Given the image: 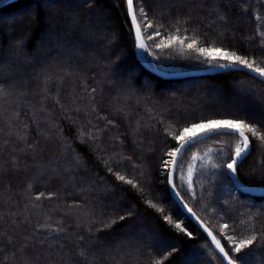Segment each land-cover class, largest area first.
Listing matches in <instances>:
<instances>
[{
	"label": "trees",
	"instance_id": "obj_1",
	"mask_svg": "<svg viewBox=\"0 0 264 264\" xmlns=\"http://www.w3.org/2000/svg\"><path fill=\"white\" fill-rule=\"evenodd\" d=\"M93 2L89 8L85 0H18L0 9V264H224L169 195L161 158L172 159L165 153L178 147L180 129L202 120L236 116L264 131V105L249 94L264 91V83L239 71L160 79L135 57L124 0ZM217 2L151 0V11L170 31L180 19V35L215 40L264 64L255 19L242 18L237 7L225 24ZM244 3L254 11L264 6V0ZM145 43L151 45L147 63L161 71L208 67L179 43L162 51ZM211 95L216 97L209 100ZM80 131L95 138L82 143ZM246 134L250 154L236 177L247 187L264 188V146ZM234 145L228 137L197 142L179 157L176 171L180 198L230 252L222 222L235 224L237 239L244 238L251 229L241 219L262 213L253 223L257 235L264 231V197L239 192L222 166ZM109 167L150 187L191 238L150 208L138 188L117 181ZM40 193L45 195L36 200ZM129 210L131 217L97 231ZM173 247L177 251L168 256ZM253 248L248 264H264V244Z\"/></svg>",
	"mask_w": 264,
	"mask_h": 264
},
{
	"label": "snow or ice",
	"instance_id": "obj_2",
	"mask_svg": "<svg viewBox=\"0 0 264 264\" xmlns=\"http://www.w3.org/2000/svg\"><path fill=\"white\" fill-rule=\"evenodd\" d=\"M85 2L88 4L89 8L96 6L93 0H85ZM3 3L4 0H0V4ZM124 3L126 5V17L131 25V30L134 33L135 44L138 50L147 51L151 47V45L145 43V40L151 41L152 44L161 51L172 48L175 44L179 43L182 49L186 48L198 53L199 57L204 59L209 68L231 71L247 69L250 73L255 74L253 79L258 80L260 83H264V64H262L261 61L241 56L235 49L222 46L215 40L210 42L203 41V43H201L199 37L194 36L190 38L186 35H180L182 30L180 19H177L175 24L171 25V27L174 28V31H170L161 20L156 18L155 13L151 11V0H124ZM237 7H239L242 18H248L251 16L255 19L257 22L256 35L260 37L261 47H264V27H262V25H264V15H262V13H264V6L254 11L250 4L245 5L244 0H218L216 3V11L219 19L224 21L225 24L230 23V16L232 15L233 10L237 9ZM220 9H223V12H221ZM183 23L187 24L188 20L185 19ZM183 31L187 32L188 29L183 28ZM22 44L23 41L17 42L18 47H21ZM93 91H95V89ZM4 94L5 88L0 86V95ZM249 94L253 96V99L257 103L264 105V91H261L258 94H253V90H249ZM109 123L112 122L109 121ZM197 129L203 130L201 138L228 137L235 140L233 154L230 155L224 162V165H222L227 168L229 174L234 178L236 177L240 163H242L250 154L251 140L246 133H251L252 136L259 139L262 142V146H264V131H261L256 123L247 118L230 116L219 119H208L202 120L198 123H192L187 127L180 129L178 135L174 136V139L180 144V146L168 150L165 153L166 156L171 157L172 159L168 160L161 158L163 169L167 170L168 165H172V169L168 170V184L176 197L182 196L176 185V171L178 168H182V160L178 158V154L179 157L185 156L191 146L197 142L195 138L187 136L188 133L196 132ZM79 137L81 138V142L84 143L86 142L85 137L89 140L94 139L95 134L92 132L86 133L80 131ZM18 139H23V137H18ZM193 159H195V156H193ZM105 163L107 164V161H105ZM216 167H218V165H213V168ZM109 172L116 176L117 181L129 184L133 188H138L139 191L145 194V202L150 208L162 214L163 219L167 224L174 225L176 229L180 232H184L191 238V233L187 232L186 228L182 225V222L168 214L165 207L162 206V204L157 201V198L152 195L150 187H145L139 181L126 178V176L120 172H113L111 167H109ZM189 174L191 175V173ZM29 187H31V185H29ZM189 187H192L191 182L189 183ZM44 195V193H40L35 199L40 200ZM52 195L54 194H48V198H51ZM181 203H183L182 199ZM183 206L189 213L195 215L186 203H183ZM75 207H79V205H76ZM261 214L262 213H251L246 219H241L240 224L244 225L246 229H251V234L244 238L237 239L238 234L236 232L235 224L230 225L226 221L220 224L222 235L228 241L232 242L231 252L227 250L229 246L222 244L221 240L217 239L207 226L201 224V227L208 236L212 238L215 250H218L219 256L223 258V261H226L227 264H248V257L255 251L253 246L256 245L259 247L260 244H264V231H261L259 235H257L256 227L253 223ZM132 215L133 213L131 210L124 214L114 215L107 222H104L102 228L97 229V231H102L104 228H110L113 224L119 221H124ZM44 227L51 226L47 224L41 225V228ZM230 228V232L226 231ZM52 231L61 232L63 229L54 228ZM80 239L83 240L84 238L81 237ZM23 247L26 248L27 245H24ZM78 247L82 246L78 245ZM176 251L177 249L173 247L171 252L167 255L170 256ZM78 255L82 259H87L86 253L83 250H81ZM164 259H167V256H165ZM155 264H161V261L156 260Z\"/></svg>",
	"mask_w": 264,
	"mask_h": 264
},
{
	"label": "water",
	"instance_id": "obj_3",
	"mask_svg": "<svg viewBox=\"0 0 264 264\" xmlns=\"http://www.w3.org/2000/svg\"><path fill=\"white\" fill-rule=\"evenodd\" d=\"M16 1H18V0H4V3L0 4V9L7 6V5H10ZM129 25H130V23H129ZM130 28H131V25H130ZM132 34L134 37L133 32H132ZM134 41H135V39H134ZM139 51L140 50H138L136 48V44H135V57H136L137 61L140 63V65L144 69H146L150 74H152V75H154L160 79H163V80L183 79V78L200 77V76H212V75H216V74L232 72L231 70H221L218 68H209V67L203 68V69L181 71V72H165V71H161V70L157 69L153 63L149 64L146 61L142 60L139 56ZM239 72H243V73L250 75L252 77L255 75L253 73H250L247 69L240 70ZM202 132L203 131L196 132V133H194L188 137L195 138L197 142H200L204 139H207V137L201 138ZM179 146H180V144L178 145V147ZM178 158H179V154H178ZM171 169H172V165L170 164L168 170H171ZM226 172H227V176H228L229 180L231 181L233 187L235 189H237L239 192L246 194V195H249V196H253V197H264V188L247 187V186L243 185L242 183H240L238 181L237 177L234 178L231 174H229V171L227 169H226ZM167 190H168L169 195L171 196V198L173 199V201L175 202V204L179 208V210L181 212H183L184 215L188 218V220L205 236V238L208 240V242L211 244L212 248L214 249L215 253L219 256L218 250H215V245L212 243V238L209 237L208 234L201 227V224H203V223L195 215H193L192 213H189L188 210L186 208H184V206H183L184 202L181 203V198L176 197L174 195V193L172 192L171 187L168 184V173H167ZM219 258L223 261V258L221 256H219ZM223 263L227 264L226 261H223Z\"/></svg>",
	"mask_w": 264,
	"mask_h": 264
},
{
	"label": "rangeland",
	"instance_id": "obj_4",
	"mask_svg": "<svg viewBox=\"0 0 264 264\" xmlns=\"http://www.w3.org/2000/svg\"><path fill=\"white\" fill-rule=\"evenodd\" d=\"M76 4H79V1L76 2ZM139 56H140V58H141L142 60H144V61L147 62V58H146L145 50H141V55H139ZM214 97H216V95H211L210 98H209V100H211V99L213 100ZM196 131L199 132V131H202V130H201V129H197ZM190 133H191V132H190Z\"/></svg>",
	"mask_w": 264,
	"mask_h": 264
},
{
	"label": "bare ground",
	"instance_id": "obj_5",
	"mask_svg": "<svg viewBox=\"0 0 264 264\" xmlns=\"http://www.w3.org/2000/svg\"><path fill=\"white\" fill-rule=\"evenodd\" d=\"M139 55H141V50L139 51Z\"/></svg>",
	"mask_w": 264,
	"mask_h": 264
}]
</instances>
